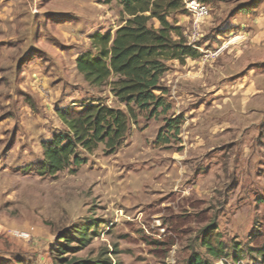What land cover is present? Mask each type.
Returning a JSON list of instances; mask_svg holds the SVG:
<instances>
[{
	"label": "rangeland",
	"instance_id": "1",
	"mask_svg": "<svg viewBox=\"0 0 264 264\" xmlns=\"http://www.w3.org/2000/svg\"><path fill=\"white\" fill-rule=\"evenodd\" d=\"M198 1L210 16L196 40L187 9L169 19L199 52L168 62L170 111L139 112L116 153L80 151V167L40 177L25 168L67 130L58 110L101 100L126 111L76 59L127 17L118 0H0V264H264V3ZM83 224L96 225L87 243L62 241Z\"/></svg>",
	"mask_w": 264,
	"mask_h": 264
},
{
	"label": "trees",
	"instance_id": "2",
	"mask_svg": "<svg viewBox=\"0 0 264 264\" xmlns=\"http://www.w3.org/2000/svg\"><path fill=\"white\" fill-rule=\"evenodd\" d=\"M118 1L127 17L125 24L115 33L92 35V49L77 57L76 69L90 88L100 90L109 86L111 94L125 105L126 111L109 107L101 100L83 104L78 111L70 108L58 110L67 130L42 141L43 159L28 165L25 168L27 173L56 177L70 167H80L84 163L80 151L93 154L100 145L105 146L108 154L116 153L128 138L130 122L137 120L139 112L155 118L170 111L171 105L166 100L169 90L163 83V77L169 70L168 62L184 63L187 58L199 57L197 49L189 45L184 28L176 19L169 20L187 13L183 0ZM253 1L255 5L252 7L256 8L262 0ZM152 21H157L159 27L151 24ZM177 121L171 120L168 128L178 134ZM163 131H160L158 139H161ZM95 229V224H83L74 230L72 236H64L62 241L67 245L74 241L84 245ZM206 245L213 256H219L221 252ZM262 251L264 261V242ZM60 252L62 256L67 253L64 246L60 247ZM57 263L112 264L110 260L68 259H60ZM188 264L210 263L194 254Z\"/></svg>",
	"mask_w": 264,
	"mask_h": 264
},
{
	"label": "built area",
	"instance_id": "3",
	"mask_svg": "<svg viewBox=\"0 0 264 264\" xmlns=\"http://www.w3.org/2000/svg\"><path fill=\"white\" fill-rule=\"evenodd\" d=\"M186 9L193 18L192 22V36L191 40H196L201 30L202 23H204L210 16V10L208 6L198 0L186 1Z\"/></svg>",
	"mask_w": 264,
	"mask_h": 264
},
{
	"label": "crops",
	"instance_id": "4",
	"mask_svg": "<svg viewBox=\"0 0 264 264\" xmlns=\"http://www.w3.org/2000/svg\"><path fill=\"white\" fill-rule=\"evenodd\" d=\"M184 1V0H183ZM264 3V0H262L261 2H260V4L259 5H262ZM261 8V6H257L256 8H252V11H251V13L255 10V12L258 10V9H260ZM251 13L250 14H248V15H251ZM261 19V21L259 22L258 21V23H257V25H258V27H260V28H264V16H263V18H260ZM183 22H185V21H180L179 22V24L180 25H183ZM201 27H204L203 25L201 26ZM261 35H264V31H262L261 33H260Z\"/></svg>",
	"mask_w": 264,
	"mask_h": 264
}]
</instances>
